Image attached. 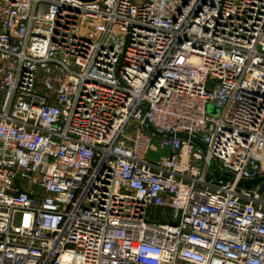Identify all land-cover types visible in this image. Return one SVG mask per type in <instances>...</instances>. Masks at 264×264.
<instances>
[{
	"label": "built area",
	"instance_id": "1",
	"mask_svg": "<svg viewBox=\"0 0 264 264\" xmlns=\"http://www.w3.org/2000/svg\"><path fill=\"white\" fill-rule=\"evenodd\" d=\"M259 178L264 0H0V264H264Z\"/></svg>",
	"mask_w": 264,
	"mask_h": 264
},
{
	"label": "water",
	"instance_id": "2",
	"mask_svg": "<svg viewBox=\"0 0 264 264\" xmlns=\"http://www.w3.org/2000/svg\"><path fill=\"white\" fill-rule=\"evenodd\" d=\"M78 1H81V2H93L95 0H78ZM150 130L154 133H157L154 129H152L151 127H149ZM176 136H180V135H176ZM214 176L218 179H221V180H232L231 177H227L223 174H221L220 172L214 170ZM264 182V178H259V179H256V180H252V181H242L240 182L238 185L241 186V187H244V188H251L253 186H256L257 184L259 183H262Z\"/></svg>",
	"mask_w": 264,
	"mask_h": 264
},
{
	"label": "rangeland",
	"instance_id": "3",
	"mask_svg": "<svg viewBox=\"0 0 264 264\" xmlns=\"http://www.w3.org/2000/svg\"><path fill=\"white\" fill-rule=\"evenodd\" d=\"M158 142L153 141L152 142V150H150L149 154H148V158L149 159H158L162 156L161 151H159L158 149Z\"/></svg>",
	"mask_w": 264,
	"mask_h": 264
}]
</instances>
